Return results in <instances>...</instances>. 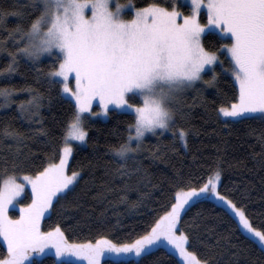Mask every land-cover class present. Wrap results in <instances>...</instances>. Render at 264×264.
I'll return each mask as SVG.
<instances>
[{"label": "snow or ice", "instance_id": "1", "mask_svg": "<svg viewBox=\"0 0 264 264\" xmlns=\"http://www.w3.org/2000/svg\"><path fill=\"white\" fill-rule=\"evenodd\" d=\"M127 3L134 13L127 19L122 14L126 5L119 0H29L25 9L11 13L0 9V36L7 31V36L0 39V53L9 57L0 75L10 77L20 59L25 58L49 91L58 89V95L74 101L61 143L52 144L44 163L32 165L38 169L34 172L23 171L29 160V154L23 151L28 137L9 131L7 126L3 129L4 136L15 141V147L9 149L11 160L0 157V174L5 177L0 183V247L6 246L0 264H26L33 254L48 248L55 250L56 257L73 256L86 264H100L105 253L129 257L127 264H139L140 259L162 247L178 254L183 264H213L211 256L201 257L198 250H189L193 241L201 240L198 229L203 222H196L199 213L189 222L184 220L192 207L207 200L214 201L229 220H237L245 232L264 245V221L254 226L243 199L237 198L235 191L222 190L219 161L209 167L206 179L203 175H178L168 191L166 210L130 242L117 243L106 235L94 242H71L60 224L42 230V219L79 182L82 169L70 174L68 169L73 142L86 143L85 114L107 116L113 110L110 106H114L134 117V122L128 124L127 138L110 148L120 160L110 175L113 180L137 176L138 184L147 174L136 155L145 150V134L156 135L159 129L162 136L168 131L172 133L169 145L180 141L187 148L190 127L185 128L176 119H188L185 94L192 89L196 92L193 100L205 103L203 88L196 84L215 87L220 75L215 66H223L225 60V71L231 74L236 91L230 103L226 99L215 110L217 117L244 123L257 119L250 114L259 113L264 123V0H190L186 13L175 3L165 5L153 0L142 7L135 6L133 0ZM202 9H206V23ZM7 15L19 20L11 30L2 26ZM206 29H214L226 42L209 50L202 43ZM42 57L51 58L47 72L35 67ZM206 71L211 72L208 79ZM28 91L32 93L30 99L19 107L21 112L29 113L31 120L40 116L44 93L31 87ZM0 97L8 100L10 91L0 88ZM94 101L99 112L93 110ZM38 133L47 135V130H33V135ZM133 140L135 147L131 146ZM260 141L264 145V131ZM149 151L153 159H161L166 155L164 142L158 138ZM171 151L176 148L171 147ZM129 153L134 155L129 157ZM261 157L259 162L264 166V152ZM28 188L30 202L19 203L18 198ZM114 190L105 182L104 192L97 193V197L104 199ZM17 204L19 214L14 217L9 210ZM229 243L225 240L224 250H228ZM231 255L235 258L239 253L233 251ZM228 264H235V260L230 259Z\"/></svg>", "mask_w": 264, "mask_h": 264}, {"label": "trees", "instance_id": "2", "mask_svg": "<svg viewBox=\"0 0 264 264\" xmlns=\"http://www.w3.org/2000/svg\"><path fill=\"white\" fill-rule=\"evenodd\" d=\"M119 2L124 4L127 0ZM148 2L153 0H133L137 7L145 6ZM156 2L173 4V0ZM28 3L29 0H0V9L11 13L25 9ZM176 6L185 13L189 9L179 4ZM131 15L127 13L126 17L130 18ZM18 22L16 16L7 15L2 26L11 30ZM6 36L7 31H4L0 39ZM223 42L226 41L214 33L209 32L202 36V43L209 50H214L218 43ZM221 59L225 57L222 56ZM8 62L7 53H0V69H5ZM50 66L51 59H42L35 67L47 72ZM227 67V60L223 66H215L216 72L220 74L215 87L198 86L203 88L205 103L193 100L196 92L184 100L185 111L189 113L188 119H176L177 123L185 128L190 127L186 138L187 148L180 141L169 145L171 134L161 136L157 132L156 135L144 138L145 150L136 154L147 173L142 183H137V176L127 180H113L110 175V170L120 163L110 148L118 146L127 138L128 124L134 122V117L127 112L115 110L103 121L85 116L88 133L86 143L83 147H74L68 169L69 173L82 169L79 182L75 184L74 190L68 192L65 198L56 203L55 209L42 219V230L47 231L50 227L60 224L71 242H94L100 235H106L117 243L130 242L137 234H143L144 229L166 210L168 191L178 175H203L206 179L209 167H214L217 161L222 169V190L235 191L237 198H242L247 205L254 226H259L264 221V166L259 162L261 153L264 152V145L260 141L264 123L258 117L244 123L217 117L215 110L226 99L230 103L236 91L231 74L225 71ZM204 75L205 79H208L211 73ZM29 87L44 93L40 116L32 117L31 120L28 118L29 114L17 110L20 103L26 102L32 95L28 91ZM0 88L18 93L27 92L25 95L9 97L6 103H3L0 97V157L6 156L11 160L12 153L9 149L15 147V141L3 134V129L7 126L9 131L14 130L28 137L27 148L23 151L29 154V160L25 161L23 171L34 172L38 169L32 165L39 166L44 163L45 154L51 152L52 144L61 143L74 105L62 95H58V89L49 91L48 85L42 78L37 79V72L25 58L20 59L17 71L10 77L2 75ZM41 127L47 130V135H33V130ZM158 138L164 142L166 155L161 159H153L149 150L157 144ZM131 146L135 147L136 143L131 142ZM171 147H175L176 151H171ZM132 155L134 154L129 153V157ZM4 178V175L0 174V183ZM105 182L110 183L115 190L107 193L104 199H99L97 193L104 192ZM121 197H126V200L121 201ZM197 213L199 219L196 222H203L198 229L201 240L193 241L189 250H198L201 257L211 256L213 264H228L230 259L235 260V264H264V252L240 232L236 221L229 220L220 207L210 201L196 204L187 212L184 220L191 221ZM205 228L212 231L206 232ZM217 240H220L219 245ZM225 240L230 241L228 250L223 247ZM233 251L239 253L238 257H232ZM5 254L4 247H0V258ZM33 261L36 264H74L57 262L51 256ZM127 261L105 259L101 264H127ZM139 264H178V261L172 254L160 248L140 259Z\"/></svg>", "mask_w": 264, "mask_h": 264}, {"label": "rangeland", "instance_id": "3", "mask_svg": "<svg viewBox=\"0 0 264 264\" xmlns=\"http://www.w3.org/2000/svg\"><path fill=\"white\" fill-rule=\"evenodd\" d=\"M173 3H175V5L176 4H179V5H182V6H186V7H188V8H190V0H173ZM121 4H123V3H121ZM125 5H126V7L125 8H123L122 9V14H124V16H125V18L127 19V17H126V15H127V13H131L132 15L134 14L133 13V8H132V5H130V4H128V3H124ZM202 11L205 13V17H204V21L203 22H207V20H206V9H202ZM131 18V17H130ZM214 33V34H216L217 36H219V33L218 32H216L214 29H206L205 30V33H203L202 34V36L203 35H205L206 33ZM42 59H51V58H48V57H42L41 58V60ZM205 73H211L210 71H206ZM204 73V74H205ZM2 77V75H0V78ZM233 79V78H232ZM199 85H202V86H205V85H203V83L202 82H197V84H196V87L198 88V86ZM193 92H195L194 90H192V89H189L187 92H186V94H185V97H184V100H186V98L188 97V96H192V94H193ZM27 92H23V93H18V92H14L13 90H10V97L11 96H20V95H25ZM63 98H65V99H67V100H69V98L68 97H65V96H62ZM2 98V100H3V103H6V101L7 100H5L3 97H1ZM29 99H30V97H29ZM28 99V100H29ZM134 100L136 99L135 97L133 98ZM27 100V101H28ZM26 101V102H27ZM70 101V100H69ZM73 105H74V101H70ZM11 103V102H10ZM10 103H8V105H7V107H9V105H10ZM96 104H97V102L96 101H94V105H93V110L94 111H97V112H99L100 111V109L96 106ZM4 105H6V104H4ZM6 107V108H7ZM110 107H112V109L113 110H115V111H119V112H121V111H124V112H126L125 110H123V109H115L114 108V106H110ZM17 110H18V112H20L21 113V110H20V107L18 106L17 107ZM24 113H26V112H24ZM26 114H29V113H26ZM250 115H252V116H256V117H260V114L259 113H256V114H250ZM85 116H87V117H89L90 119H94V120H106L107 119V116H105V115H103V114H101V115H97V116H91L90 114H85ZM220 118L221 119H223V120H229V121H231V119L230 118H225V117H223L222 115H220ZM133 131H134V129H133ZM157 132H159L160 133V130L159 129H157ZM163 134H171L172 135V133L171 132H168V131H164V133ZM152 134L151 133H146L145 134V137H148V136H151ZM144 137V138H145ZM132 143H136V141L135 140H133V141H131ZM85 145V143H81V142H73V146L74 147H83ZM71 158V157H70ZM70 174V173H69ZM29 194H30V188H28V190H27V192L26 193H22V195H21V197H19L18 198V201H19V203H27V202H30V200H29ZM207 201H210V202H212V203H214V201H212V200H207ZM18 209H19V204H17L16 206H15V209L14 208H12V207H10V210H9V212H10V215H12V216H17L18 214H19V211H18ZM234 219V218H233ZM235 220V219H234ZM236 221V224H237V226H238V228H239V230H240V232L244 235V236H246V237H248L250 240H252L263 252H264V245H262L260 242H259V240H258V238H255V237H252L250 234H248L247 232H245L243 229H242V227H240L239 225H238V221L237 220H235ZM163 249H165L164 247H162ZM4 249H5V253H6V246L4 247ZM167 252H169L170 254H172L176 259H177V261L179 262V264H183V262H182V258H180V257H178V254H176V253H173L170 249L169 250H167ZM46 256H51V257H53L57 262H71V263H74V264H86V261H81L79 258H76V257H73V256H64V257H56L55 256V250L54 249H52V248H48V249H46L45 250V252L44 253H41V254H39V255H37V254H33V256L32 257H30L29 258V261L28 262H26V264H30L33 260H40V259H42L43 257H46ZM105 259H107V260H112V261H124V260H129L130 258L129 257H125V256H122V255H117V254H114V253H105V255H103L102 257H101V260H100V264H101V261H103V260H105ZM139 259V258H138Z\"/></svg>", "mask_w": 264, "mask_h": 264}]
</instances>
